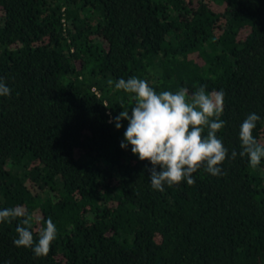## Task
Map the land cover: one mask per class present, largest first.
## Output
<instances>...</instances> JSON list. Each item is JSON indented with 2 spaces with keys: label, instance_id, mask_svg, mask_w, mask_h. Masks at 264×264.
Returning a JSON list of instances; mask_svg holds the SVG:
<instances>
[{
  "label": "trees",
  "instance_id": "1",
  "mask_svg": "<svg viewBox=\"0 0 264 264\" xmlns=\"http://www.w3.org/2000/svg\"><path fill=\"white\" fill-rule=\"evenodd\" d=\"M132 76L223 90V175L151 187L109 122L131 114L115 83ZM0 79V210L24 207L34 239L58 229L36 257L0 224V264H264V159L239 155L250 113L264 144V0H0Z\"/></svg>",
  "mask_w": 264,
  "mask_h": 264
},
{
  "label": "clouds",
  "instance_id": "2",
  "mask_svg": "<svg viewBox=\"0 0 264 264\" xmlns=\"http://www.w3.org/2000/svg\"><path fill=\"white\" fill-rule=\"evenodd\" d=\"M115 88L133 94L135 103L131 114L121 105L123 110L109 122L119 130L123 126L121 121H127L120 147L127 149L131 145L133 155L151 164L146 171L154 190L163 192L165 185L171 188L182 181L193 185L194 173L201 167L212 176L224 174L222 164L228 158V149L217 135L226 126L221 119L223 90L206 91V86L202 85L193 93L186 88L157 93L146 80L135 76L127 80L120 78ZM10 95L11 89L0 79V97ZM260 119L258 114L250 113L239 129V155L246 156L253 169L264 159V144L253 136ZM237 155L235 150L231 152L232 159ZM16 220L19 223L14 245L31 249L36 257L47 256L58 235L52 219H47L44 227L37 228L38 239H34L32 231L33 217L24 207L0 210V224Z\"/></svg>",
  "mask_w": 264,
  "mask_h": 264
}]
</instances>
